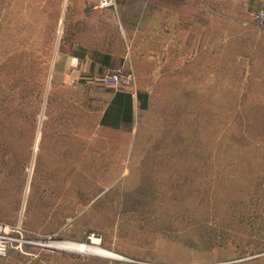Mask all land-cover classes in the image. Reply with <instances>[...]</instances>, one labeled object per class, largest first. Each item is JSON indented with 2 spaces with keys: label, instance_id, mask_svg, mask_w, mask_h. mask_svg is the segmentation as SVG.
Returning <instances> with one entry per match:
<instances>
[{
  "label": "rangeland",
  "instance_id": "rangeland-1",
  "mask_svg": "<svg viewBox=\"0 0 264 264\" xmlns=\"http://www.w3.org/2000/svg\"><path fill=\"white\" fill-rule=\"evenodd\" d=\"M79 1L0 0V264H264V0Z\"/></svg>",
  "mask_w": 264,
  "mask_h": 264
},
{
  "label": "built area",
  "instance_id": "built-area-1",
  "mask_svg": "<svg viewBox=\"0 0 264 264\" xmlns=\"http://www.w3.org/2000/svg\"><path fill=\"white\" fill-rule=\"evenodd\" d=\"M98 7L104 10L114 9L116 7V0H98ZM135 79L134 74H129L125 77L116 75L105 78L104 81L116 86L125 85L131 88L135 83ZM26 244H29V242L26 241L21 228H10L0 223V258H6L13 250L23 251V247Z\"/></svg>",
  "mask_w": 264,
  "mask_h": 264
},
{
  "label": "trees",
  "instance_id": "trees-1",
  "mask_svg": "<svg viewBox=\"0 0 264 264\" xmlns=\"http://www.w3.org/2000/svg\"><path fill=\"white\" fill-rule=\"evenodd\" d=\"M114 93V98L104 113L101 125L112 129H120L123 126H131L134 120L133 95L123 90H118ZM137 99L141 102L140 108L146 109L147 96L138 93Z\"/></svg>",
  "mask_w": 264,
  "mask_h": 264
},
{
  "label": "crops",
  "instance_id": "crops-1",
  "mask_svg": "<svg viewBox=\"0 0 264 264\" xmlns=\"http://www.w3.org/2000/svg\"><path fill=\"white\" fill-rule=\"evenodd\" d=\"M94 2V4H97L98 5V0H92ZM117 1H121V0H117ZM130 1H135V2H146L148 0H130ZM80 4L82 5V8L79 11L80 14H82L83 16H81V19L85 18L86 16L88 17V15H85L84 17V14H86V11H85V7L87 4H89L91 2V0H80L79 1ZM90 21V19H89ZM117 57L113 54H107L105 57H104V64L106 66H111V64L114 62V60L116 59ZM74 60H78L77 58H75ZM95 62V60H94ZM114 95L115 93L113 92V95H112V98L108 104V106L105 108L104 110V113L105 111L107 110V108L109 107L110 103L112 102L113 98H114ZM133 95V116L136 114V112L140 109V106H141V102L137 99V96L135 94H132ZM104 113L101 117V120L104 116ZM100 124H101V121H100ZM104 128H108V127H104Z\"/></svg>",
  "mask_w": 264,
  "mask_h": 264
},
{
  "label": "bare ground",
  "instance_id": "bare-ground-1",
  "mask_svg": "<svg viewBox=\"0 0 264 264\" xmlns=\"http://www.w3.org/2000/svg\"><path fill=\"white\" fill-rule=\"evenodd\" d=\"M98 241H99V239L94 238L92 243L93 244H98ZM60 247H62V248L66 247L68 249L71 247V249L75 248V249H73L74 252L76 251V252H79V253H84V254H89V255L92 254V255H96V256L99 255V256H102V257H105V258H110V259H115V260H119V258H120V256H116L113 253H109V252L104 251L102 249H99V248H96V247H92V246H88V245H86V246H78V247L77 246L74 247V246H71V245H65V246H60L59 245V248ZM121 259L122 258H120V260Z\"/></svg>",
  "mask_w": 264,
  "mask_h": 264
}]
</instances>
